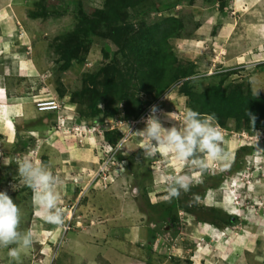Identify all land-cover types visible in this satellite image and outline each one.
Segmentation results:
<instances>
[{"label": "rangeland", "instance_id": "rangeland-1", "mask_svg": "<svg viewBox=\"0 0 264 264\" xmlns=\"http://www.w3.org/2000/svg\"><path fill=\"white\" fill-rule=\"evenodd\" d=\"M78 1H80L83 4V7L89 12L95 10V8L100 9L103 5V0ZM169 1L170 0H145L142 5L138 7L139 10L133 7L129 8L127 11L128 22L137 24L140 21L138 19L139 15L146 21L156 19L157 13L151 12V16L148 9L150 7H155V4L156 7L162 8V4H166ZM217 2L212 0H207V2L203 0H196L192 5V8L185 9L186 7L184 8L183 6H187V3L186 1H183L181 6H179L180 9L178 10V16H187L190 20L189 25H186L187 31L182 32L180 37L170 38L168 41L171 44L176 57L179 59V62L184 65L187 64L186 66L189 65V62H193L195 70H198L200 73L206 66V62L202 63V61L204 59L207 61L210 60V52H208L207 49L202 48L203 43L199 44L198 42L190 43L188 47L185 48L184 46L188 44L185 39H189L187 37L192 38V36H196L194 32L198 27V22L193 21L195 13H199L204 9L212 7L215 11L220 10L219 12L223 14V12H229L230 8L234 10V5L236 4L234 3V0H228L227 6L221 10L219 9V4ZM244 2L258 3H255L256 5L251 11L246 10L244 7L245 5L240 6V11H237L238 14H245V12H249L250 14L245 21L242 20V26L250 25L246 24L247 21L264 20V2L261 0H245ZM74 6V0H0V31H10L7 40L12 43L6 41V46L8 44H13L16 38H20L17 36L25 38V46L28 47L29 58L37 69V71H34L37 80L26 81L22 84V89H24V91L27 86L33 87L36 89L35 91L39 90L42 93H46V95L53 94L59 100L64 99V103L68 105L67 110L70 109V104H73L75 106V113H78V111L87 113V103L80 102L78 99L79 97H77V93L87 85L85 80L88 81L89 75L97 72L104 62L101 54V46L104 40L94 38V42L86 48V53L80 61L71 62L68 69H62L61 62L57 59L56 45L60 42L62 36L67 34L75 24L74 17L71 15ZM64 7L68 8L69 11L67 13L62 11ZM55 9L58 13H51V10ZM37 10H44L46 15L35 18L29 16V11L31 12ZM6 12L12 13L13 16L11 18L7 17ZM147 13L152 18L149 17ZM243 17L244 15L241 16V18ZM106 43L110 46L112 51L115 50V46L112 44L111 40L106 41ZM213 59H215V57ZM258 59L263 60L264 55H262V57L259 56ZM256 60L257 58L255 56L249 62H246L248 65H238L239 67L236 66L232 69L235 73L230 76V79L234 83H243L245 87L248 86L254 95L264 97V70L261 71L259 70L260 68L251 64ZM201 63L203 65L201 66V69H198ZM216 67L219 66L215 64L211 67L213 72L217 69ZM206 71L207 70L202 72ZM209 77L193 81L192 84L194 86V90L196 92H200L208 84L217 82L220 78L219 76H213L212 79ZM95 85L97 87H101V78L95 80ZM171 88L172 87H170L167 90L168 92L156 102L152 100V103L146 107L145 111L146 116L149 112L150 106L156 105L159 109L157 116L164 127H169L171 126V123L174 122L170 121L168 115L171 116L179 125V122L182 121L179 118V113L181 111L184 115L187 109V97L179 93L177 88L172 90ZM71 93H73L74 96L76 94L75 97L73 96L74 99ZM140 96L143 100L147 98L144 94H141ZM98 107L103 109L104 104L101 103ZM1 115H3V113ZM139 116L136 118L124 119L129 125L131 121L138 120L134 127L129 128L130 126L128 125V128H125L127 130L126 132H128V129L135 131L144 127V124ZM88 118L90 119L87 120H92L91 117ZM93 118H95L96 124L99 123L100 125H107V129H110L109 126L113 127L118 120H120L119 123H121V120L123 119L105 117L104 114H100ZM0 121L3 123V120ZM107 121L108 123H106ZM2 123H0V125L4 126ZM215 124L220 129L223 136L224 143L222 142L221 147L226 159L216 161L207 160V169L210 170L209 172L207 169L202 170L199 167H189L186 171H188L189 174L193 173L194 177H198L199 182L207 175L202 171H207V173L211 175L224 173L225 178L219 186V189L205 190V194L207 192L208 195H215L214 201L217 203L211 201L209 197L198 202V205L204 209V213L200 211V215L203 218L211 219L212 213L208 212L210 210V206L220 209V207H218L219 204L223 202V200L226 201L227 198L231 202L233 213H229L230 211L227 210L224 211L232 215H235L234 213H236L237 220L232 225L221 228H226V231L219 232L217 236L204 238V236L197 233V229H194V225H196L197 222L194 219V215L179 208L181 210L177 213V219L174 221L172 226L166 222V219H164V223L159 222V225L156 226L158 229L156 232H158V235L162 237L163 243L161 247L160 245L157 246L155 251L158 250L159 253L163 254L165 257L169 256L168 254L171 253H179L186 257H193L195 259L207 257L204 260L206 263L212 262V258H215V262H212V264H264V133L262 130H238L235 122L231 119L224 127H221L216 122ZM2 130L3 132H7L5 128ZM98 137L99 134H97L96 138ZM3 138L4 136L0 135V191H6L20 207L22 213L20 229L22 231L30 230L34 234L33 245L30 248L22 250L21 262L22 264H33L34 260L40 261L43 258L45 260L42 259V261H46V264L48 262L51 263L53 257H55L54 254H57L56 256H58L60 253L61 249L57 252L58 248L62 246L63 249V243L60 244V246L57 244V248H53V253L50 256L48 255L50 250L48 251V248L46 247V244L48 245L46 238L51 239L52 237L50 236H52L54 231H52L50 235H47V233H45V231H47V227L43 226L42 228H36V225H39L40 222L35 221L32 216V190L26 187L19 177L17 173V165L13 161V157L16 154L13 156V154H11L13 152L6 151L5 147L3 148V145H5ZM39 141L42 148H44L41 153H45L44 156L47 155V157L50 158L51 151L49 148L52 144H48L49 141L47 138H40ZM141 142L142 140L134 133L130 134L128 132V140L124 146L126 152L124 158L126 160L125 164L128 165L130 164L128 157L133 156L134 158L135 154H137L138 161H135V159L131 160V167L133 171H135L134 174L138 172L143 173L144 169H149L152 174L153 181L151 180L146 183L149 185L152 184V187L159 192L155 194L152 193L151 199L146 195H144L146 199L138 198V206L140 207V210H138V220L142 218L146 219V212L149 214V219L154 220L158 219L157 211H160L158 209H164L166 206L171 204L169 201L164 200V196L167 194V185L164 183L163 178L166 175L174 174L177 169L182 167V162L176 160L174 155L167 153L164 149H159V154L155 158H144L142 150L138 148V145ZM240 144L253 146V151L244 157L245 165L241 171L230 173L227 169L232 163V159L235 155L234 150L236 151L237 148L240 147ZM46 146L47 148H45ZM21 157L24 158L22 154ZM29 157L33 160L41 161L40 153L37 154L36 151H33ZM201 158L205 159L206 157L201 156ZM8 161L11 163L8 164ZM96 167L89 171L88 178L92 176ZM86 168L84 169H91ZM226 171H228V173H225ZM85 175L86 173L80 172L74 177H72L73 174L68 177V181L72 182L74 185L78 184L79 186L75 189L73 188V191L69 189L71 195H67L68 199H65L64 205L71 202L72 205L69 207L71 208V211L73 210V212H75V207L78 206V213L76 214L80 216L78 217L80 218L79 220L83 223L84 227L87 228L84 232L89 235L93 234L92 241L95 240L96 242L97 239L105 238V235L103 236V234L109 226L114 227L121 224L127 226L133 224L136 218L133 215H129L125 211L127 208L126 204L135 202L134 197L132 196L134 185L132 183L133 179L129 176V173L126 170L123 171L121 168L116 175L112 174V176L108 179L109 182L105 183V188L100 185L91 184V186L87 188V191L83 188L86 181ZM71 177L77 181H71ZM193 184H196V182ZM125 188L126 190H124ZM58 191L60 193V190ZM67 197L65 196L64 198ZM192 197V193L182 192L181 196L177 199L179 206L182 204L194 206V200ZM151 200L152 202H155L156 205H151ZM80 207H83V209H80ZM65 213H67V211ZM196 215L198 216L199 214L196 213ZM90 218L95 220V223H93V221L89 222ZM90 223L94 224V226L91 227V229H88L89 225L92 226ZM75 224L76 223L70 225V233L79 230ZM138 229L141 230L139 221ZM82 233H78L77 236L80 237ZM73 236L74 235H71L70 238ZM77 236L75 238L78 243H85V241L81 240L82 238L79 239ZM228 237H230V241L227 239ZM64 241L65 238L62 239V242ZM169 245L170 250L167 249V246ZM234 247L240 250L239 253L233 258L227 259L230 255L226 251H229L230 248L231 251H234ZM7 251L8 249L0 248V264H15L14 261H10ZM155 251L151 250V252ZM147 252L149 253L148 250ZM45 254L48 255V257H46ZM142 257V259H145V254H143ZM220 258H223L225 261H222ZM196 261L198 263V260ZM191 264H193V262H191Z\"/></svg>", "mask_w": 264, "mask_h": 264}, {"label": "crops", "instance_id": "crops-1", "mask_svg": "<svg viewBox=\"0 0 264 264\" xmlns=\"http://www.w3.org/2000/svg\"><path fill=\"white\" fill-rule=\"evenodd\" d=\"M234 1V3H236L234 5V10L230 8L229 12H223V14L219 12L220 10L215 11L212 7L194 14V20H192L198 22V27L194 32L196 36H192V38L187 37L189 39L185 40L188 44L184 47H188L190 43L198 42L199 44L203 43L202 48L207 49L208 52H210V60L207 61L204 59L202 61V63L206 62V66L201 71L212 70L211 67L215 64L219 66L216 67L217 69H234L236 66L248 65L246 62H249L255 56L257 60L251 64L260 68L259 70L261 71L264 70V59H258L259 56L262 57V55H264V20L247 21L246 24L250 25L242 26V20L245 21L250 14L249 12H245V14L240 15L237 12L240 11L241 5H245V9L251 11L255 7V3L258 2L246 3L244 2L245 0ZM261 1L264 2V0ZM179 6H181V4H176L173 7H170V13L178 15V10L180 9ZM183 7H186L185 9L192 8V6ZM156 13L157 16L168 14L167 11ZM243 15L244 17L241 18ZM6 16L11 18L13 14L6 12ZM9 32L10 31L8 30L7 32L0 31V120H3V123L1 121L0 123L5 126L0 125V135L4 136L3 140L5 145H3V148L5 147L6 151L13 152L11 154H13V156L16 154L20 159L22 158L21 154L24 157H29L33 151H36L37 154L40 153V160L54 175L59 177L61 181L58 190H60L62 196L60 205L64 210V220H67L70 217V225L76 223L75 226L79 228V230L73 233H70L71 231L69 232V230L63 233L61 231V226L46 223L42 220L37 215V210L34 208L31 201L33 207L32 216L35 221L40 222L39 225H36V228H42L43 226L47 227V231H45L47 235H50V233L54 231L52 236H50L52 237L51 239L46 238V241L48 242L46 247L48 248V251L50 250L48 255L50 256L53 253V248H57V244L60 246V244L63 243V249L62 246H60L57 250V252H59L61 249L58 256H56L57 254H54L55 257H53L51 263L48 262L47 264H191V262H193V264H212V262H215V258H212V262L206 263L204 260L207 257L195 259L179 253H171L168 254L169 256L165 257L163 254H160L158 250L155 251L156 247L159 245L161 247L163 243L162 237L156 232L158 230L156 228V226L159 225L158 223H164V219L159 215L162 209H158L160 211H157L158 219H149V214L146 212V219L142 218L138 220V210H140V207L138 206V198L144 199L145 197H140L142 194V187L138 186V183L134 182V180L132 181L134 184L132 196L134 197L135 202L126 204L127 208L125 211L129 215H133L136 219L134 220V223L132 222L133 224L127 226H124L123 224L114 227L109 226L108 229L104 231L103 236L105 235V238H96L97 241L95 242V240L92 241L93 234L89 235L84 232L87 228L84 227L83 223L79 220L80 218L78 217L80 216L76 214L78 213L77 205V207H75V212L72 211L65 213L67 208L72 205L71 202L64 205L65 199H68L67 195H71L69 189L73 191V188L75 189L79 186L78 184L74 185L72 182L68 181V177L71 174H73L72 177H74L80 172L87 173L88 171L93 170V168L96 167L97 156L91 142L87 139V142L80 145L73 140L64 139L59 133H52L55 115L48 111L38 112L32 102L33 95L39 94V97H43L46 93H42L39 90L35 91L36 89L29 86L25 88V91L22 89V84L26 81L37 80V77L35 76L36 74H34V71H37V69L29 58L28 47L25 46V38L20 36V38H16L13 44H8L6 46V41L9 42L7 40ZM214 57L215 59H213ZM202 63L199 67L197 66L198 69H201V66L203 65ZM70 106V109L65 111L66 114L74 112L75 106L73 104H70ZM2 113L3 115H1ZM3 128H5L7 132H3ZM40 138H47L49 141L48 144H52L49 148L51 151L50 158H48L47 155L44 156L45 153H41L44 148H42V145L40 144ZM45 148H47V146ZM134 159L135 161H138L137 154H135L133 160ZM9 162L10 161H8V164ZM86 167L91 169L85 170L84 168ZM126 171L129 172V170ZM207 175L212 176L211 174ZM129 176L133 179L131 173H129ZM72 177L70 178L71 181L74 179ZM151 180L153 181L152 174ZM217 189H219V187ZM124 190H126V188ZM207 190L216 189L208 188ZM157 192L159 191L155 190L152 187V184L149 185L146 183L144 195L151 199V194ZM65 196L67 198H64ZM207 197H209L211 201H214L215 195H208L206 192L204 197H198L200 199L197 198V203L201 200L203 201ZM214 203L217 202L214 201ZM150 204L156 205L152 200ZM218 207L223 211L227 210L230 211L229 213H233V207L227 198L226 201L223 200ZM80 209H83V207H80ZM180 210L181 209H178L177 213L180 212ZM234 214L235 215L233 216H236V213ZM90 221L95 223V220L91 218L89 219V222ZM138 221L140 222L141 230L138 229ZM169 224L172 226L174 223ZM93 226L94 224H92V226L89 225L88 229H91ZM194 229H197V233L204 236V238L210 236L215 237L219 232L226 231V228L220 229L206 221H197L196 225H194ZM78 233H82L80 237L77 236ZM71 235L74 236L70 238ZM76 236L79 237V239L82 238L81 240L85 241V243H78L75 238ZM63 238H65L64 242H62ZM227 239H229V241L231 240L230 237ZM150 249L155 252H151ZM167 249L170 250V245L167 246ZM234 249V251H231V248L229 251H226L230 255L227 259H231L239 253V249L235 247ZM143 254L146 256L145 259H142ZM48 255L45 254L46 257H48ZM42 259L40 261L34 260L33 264H46V261H44V263ZM220 259L225 261L223 258ZM196 260H198V263Z\"/></svg>", "mask_w": 264, "mask_h": 264}, {"label": "trees", "instance_id": "trees-1", "mask_svg": "<svg viewBox=\"0 0 264 264\" xmlns=\"http://www.w3.org/2000/svg\"><path fill=\"white\" fill-rule=\"evenodd\" d=\"M144 1L103 0L102 8H95L89 12L80 1L74 0L75 6L71 15L75 24L56 45L57 59L61 62L62 69H68L71 62L80 61L86 53V48L94 42V38L104 40L101 46L104 62L97 72L89 75L88 81L85 80L87 85L77 93L79 101L86 102L88 107L87 113L78 111L79 116L95 119L93 117L104 114L105 117L111 118H136L146 110L152 100L156 102L171 86H174L179 93L187 97V109L191 108L201 115H214L215 122L221 127L226 126L231 119L238 130H262L264 133L263 96L254 95L243 83H234L230 79L235 73L232 70L204 75L195 70L193 62H189L188 66L179 62L172 50L169 39L180 37L182 32L187 31L186 25H189L190 20L187 16L171 14L169 8L183 1H186L187 6H192L196 0H170L162 4V8L156 7L154 3L155 7H150L149 13L167 11L168 14H162L150 21L144 20L139 15L140 21L137 24L128 22V9L133 7L139 10L138 7ZM203 1L207 2V0ZM212 1H218L221 10L228 4V0ZM62 11L67 13L69 10L64 7ZM51 13L58 11L51 10ZM28 14L35 18L43 17L46 12L37 10L29 11ZM108 40L112 41L115 50L112 51L106 43ZM213 76L220 78L217 82L208 84L200 92L194 90L193 81L208 77L212 79ZM98 78H101V87L95 85V80ZM141 94L147 98L143 100ZM71 95L74 96L73 93ZM101 103L104 104L103 109L98 107ZM104 136L109 142L115 143L121 135L119 131L112 130L105 132ZM252 151L253 146L238 147L234 152L229 172L241 171L245 165L244 157ZM117 159L125 158L118 154ZM128 159L130 164L126 166V170H129L128 173H131L134 182L142 187L140 196L145 197L146 182L151 181L150 170L144 169L143 173L134 174L135 171L131 167L133 156ZM224 178V173L206 175L202 184L192 185L189 191L193 194L194 206L185 204L179 206L178 198H173L169 202L171 204L162 209L159 215L166 219L168 224H173L177 219V210L181 208L194 215L196 221H206L220 229L232 225L237 220V216L210 206L208 212L212 213L211 219H206L200 215V211L203 212L204 209L197 203V198L203 197L206 189H217ZM196 213L199 215L197 216Z\"/></svg>", "mask_w": 264, "mask_h": 264}, {"label": "clouds", "instance_id": "clouds-1", "mask_svg": "<svg viewBox=\"0 0 264 264\" xmlns=\"http://www.w3.org/2000/svg\"><path fill=\"white\" fill-rule=\"evenodd\" d=\"M150 15L152 16V13H150ZM150 15L149 17H151ZM232 69L233 68L230 70ZM196 71L198 72V70ZM210 71L211 73H209ZM217 71L220 72L224 70L216 69L214 72L212 70H207L206 72L201 71V74L212 75ZM171 87V90L174 89V86ZM158 111L159 109L156 105L150 106L148 114L141 118L144 127L135 131L128 129V132L130 134L134 133L142 140L138 148L142 150L144 158H155L159 154V149H164L167 153L174 155L176 160L182 162V167L177 169L174 174L166 175L163 178L164 183L167 185V194L164 196V200L170 202L173 198H179L182 192H189L192 185L202 184L203 180L199 182V178L194 177L193 173L189 174L186 169L189 167H199L202 170L207 169V160H223L226 159V157L221 147L223 136L220 129L215 124L214 115H201L199 112L189 108L186 109L183 115V121L179 125L167 114L170 121L174 122L171 123V126L164 127L157 116ZM52 113L55 115L54 118L56 120V113ZM71 114L77 116L81 124L92 126L95 123V119L87 120L83 117L81 118L75 111ZM122 121L126 123L124 119H122ZM124 128H128L127 123ZM112 130L119 131L121 135L115 142L118 143L125 134L126 129L123 130L117 127L104 129L103 137L107 142L109 141L105 138L104 133ZM87 136L81 143L71 138H63L66 140H73L80 145L88 140L91 142L96 153L95 140L93 141L89 135ZM98 138L95 139L98 140ZM126 143L127 141L122 145L116 157L118 154H121L123 157L125 156L126 152L124 146ZM201 156H205L206 159H202ZM16 157L17 155L13 157V161L17 165V173L23 181V184L32 190V203L37 210V215L46 223L62 226L65 220L64 210L60 205L61 196L57 190L61 182L59 177L54 175L42 161L33 160L30 157L15 160ZM118 161L123 163L121 167L123 171H125L127 166V164H125L126 160L122 159ZM207 171L209 172L210 170L207 169ZM207 171L202 172L204 174H209ZM225 173H228V171ZM194 182H196V184H193ZM67 213H69L68 209ZM21 220L22 213L20 207L6 191H0V248L8 249L7 255L10 261H14L15 264H22V250L30 248L34 243V234L30 230L22 231L20 229ZM68 221H70V217Z\"/></svg>", "mask_w": 264, "mask_h": 264}, {"label": "built area", "instance_id": "built-area-1", "mask_svg": "<svg viewBox=\"0 0 264 264\" xmlns=\"http://www.w3.org/2000/svg\"><path fill=\"white\" fill-rule=\"evenodd\" d=\"M209 73H211V71ZM63 100L64 99H57V97L53 94H48L43 97H39V94L32 96V102L37 111H52L56 113V120L53 125L52 133H59L63 137L74 139L79 143H81L87 135H91V139H93V141L95 140V149L98 156L97 167L90 178H88L89 171L86 173V181L83 188L87 191V188L91 186V184L100 185L105 188V183L109 182L108 179L112 176V174L116 175V173L122 168L121 164L123 163L117 160L116 154L120 151L122 145L127 141V130L118 143L111 144L103 137V131L104 129H107V125L104 126L99 123H94L92 126H87L85 124H81V122L79 123L77 116L65 113L68 109V105L64 103ZM145 111L139 116L140 119L145 116ZM180 113L179 118L183 121V112L180 111ZM119 121L120 120H118L113 127L109 126V128L112 129L117 127L125 130L124 126H126V123L122 120V122L119 123ZM182 121L179 122V124L182 123ZM137 122L138 120L131 121L130 125L128 124L130 126L129 128L134 127ZM106 123H108V121ZM97 134H99L98 140L95 139ZM18 159L20 158L17 156L15 160ZM73 180L75 182L77 181L76 179ZM68 211L72 212L73 210L71 211V208L68 207ZM69 229L70 223L67 219L61 226V231L66 232Z\"/></svg>", "mask_w": 264, "mask_h": 264}]
</instances>
